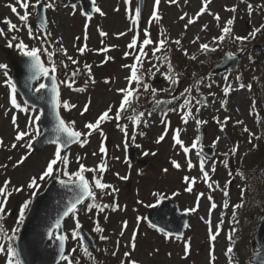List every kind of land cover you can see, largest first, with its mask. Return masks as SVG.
Returning a JSON list of instances; mask_svg holds the SVG:
<instances>
[{"label": "rangeland", "instance_id": "obj_1", "mask_svg": "<svg viewBox=\"0 0 264 264\" xmlns=\"http://www.w3.org/2000/svg\"><path fill=\"white\" fill-rule=\"evenodd\" d=\"M34 3V0H32ZM16 0H0V28L5 29L4 21L5 18L10 19L13 23L20 25V21L17 16L12 13L11 9L7 7L9 4H15ZM154 0H146L145 13L143 24L140 25L141 29V39L142 30L148 27V19L151 15L152 5ZM246 3H252L254 6L256 4L264 3V0H212L209 5V9L212 13H218L221 16L220 25H223L228 18L233 16L236 17L233 26V34L239 36H246L254 27L264 24V11H254L249 15L246 8ZM68 4L69 7L64 5ZM68 0H56L55 10L47 9V31L52 33L51 39L57 40L62 37L61 43L67 49L68 55L72 56L74 59L80 61L82 65L85 61L92 65V73L95 78L96 83L93 85L89 82L86 90L74 91V89L80 87H85L84 81L79 80L73 89H68L62 86V98L69 100L71 103L77 105V108L70 112H65L63 116L67 121H75V128L81 132L88 131L84 128L85 123L94 122L97 116L103 112L109 104H114L118 106L120 100V95L117 93V89L127 86L125 77L129 75V71L122 67L124 64H131L132 57L124 58V52L130 51L127 48L128 43H130L133 32H129L128 29L131 26L130 20L125 13L124 0H96V6L100 7L102 11L106 13L105 16H100L98 13L91 19L87 21V15L82 14V7L80 4L76 5L75 14L73 15V9ZM202 6L201 0H179L178 5H170L161 0V5L159 8L162 20L157 24L153 23L150 28L152 39L157 40L161 30L166 32L170 39L181 38L182 45L184 48L188 49L190 54H195L198 56L197 61L189 60L181 52H179V57L185 63L188 60L190 70L187 74H182L180 77V84L176 86L173 90V94L179 96V92L183 91L186 87H192L193 91L191 96L199 99L201 96L207 97L206 107H202L198 113V118L202 120H207L208 123L203 125L206 127V138L203 145H211L212 142L220 137V141L216 146L217 155L215 159L218 161L217 171L212 175V179L217 181L220 187H224L227 180L232 179V185L228 186L229 197L225 198L222 192L217 189L215 192L211 191L205 183H203L199 177L200 172L198 168V159L195 155L196 150L190 153L192 161L197 165L191 171L187 169L185 156L178 145H174L172 140V129L177 127L186 129V131L181 133V138L183 139L186 146L190 145L197 135H200V130L197 131L194 121H189L187 125L181 122L180 116L176 113L169 114V119L171 121V128L169 129L168 135L165 140L160 144H156L155 141L157 137L163 133L164 126L160 123V116L148 117L147 111L149 101H144L145 96L141 97L138 111H145V118L147 120L148 126L144 127L145 130H141L145 133L144 136H139L135 132L136 141L141 145L138 148L139 157L142 160L150 161V166L146 170H141L137 165H130L126 159V149L124 147L125 138L123 133L119 128L115 126V121L105 123L102 125L103 131L107 136L105 141V146L108 149L107 164L108 170L104 173V182L112 184L119 189V192L115 194L114 198L116 202L120 205V210L112 212L101 213L99 215H90L91 220L98 219L101 226L105 229L103 234L108 235L112 241V248H115L117 240H120L119 252L116 255L118 261L123 258V253L129 251L130 249L126 247L129 244L133 231H136V250L132 253L131 258L136 259L140 264H209V249L211 242L209 241L208 225L200 219V217L208 218L210 201L206 198L208 195H212L217 208L212 212L211 220L213 227L217 223L223 214L224 223L222 225V230L220 235L215 241V264H229L225 252L229 246V241L227 236L230 234V229L236 227L238 231L233 233L234 248L237 247L238 255L235 257L233 264H246L247 261H251L253 252L257 249L253 246L254 235L258 222L262 214H264V132L262 133L259 128L258 122L262 123L264 127V54L260 52L258 45L264 42V32L257 34L255 39H250V41L245 42L244 45L239 43H234L231 39H226L223 44L219 46L217 51L209 52L207 54H201L198 51V44L203 42H208L211 44L212 37L219 36L220 31L217 26V22L214 20L212 15L204 14L199 20L190 25L187 30L184 28L186 21L180 20L179 17L187 12L189 16L194 15ZM233 6L237 7V12L233 13L226 11L225 8H231ZM20 14H23V10L19 9ZM119 8V11L115 9ZM29 12H33L32 8H29ZM30 24H34V18L30 17ZM88 23V39L87 47L89 51H86L84 55H81L77 49L84 45V33L85 24ZM207 24L208 29L206 31H201L203 25ZM38 27V26H37ZM99 30H103L108 33V36L101 37L99 35ZM127 33L124 36H119V33ZM183 34V35H182ZM199 35L201 40L198 41L196 45L190 43V41ZM76 37H80L79 40ZM30 46H38L36 40H30L28 37L27 29H22L21 37ZM103 39L104 43H101ZM7 38L0 36V63L3 61H8V55L5 54L3 58L1 55L4 52L1 48L7 45ZM251 42V43H250ZM264 44V43H263ZM115 45V48H110L107 53L98 51L99 49ZM214 46V45H213ZM175 45L172 48L175 49ZM244 47L245 51L239 52L238 49ZM233 53L240 55L239 60V71L231 72L229 70L224 71L220 74L214 73V67L221 61L224 55ZM17 54L18 51H13ZM111 56L113 59L109 60L107 63L101 64L105 59V56ZM257 58L260 60L261 71L258 72L257 64L253 63L250 58ZM200 61H203L201 63ZM175 70L180 73L177 68V62L172 61ZM145 69L151 67L150 64L145 63ZM165 71L166 69H161ZM196 75L193 76L192 74ZM224 73V74H223ZM11 75V70H9ZM239 81L236 80L237 76H240ZM224 77H228V83L233 85V90L229 96L225 97L223 94V87L225 86ZM256 77V80H253ZM2 79V78H0ZM105 79H108L110 83L105 84ZM197 81H202L197 86ZM254 81H260L259 83L263 86L261 91H258L256 95H253V91H249L246 87H239L240 84L247 85L249 83L254 86ZM42 82V79L36 83V86ZM153 87L157 89L170 87L169 82L157 73L155 79L148 81ZM211 83L212 87L209 89L206 85ZM257 90V88H256ZM209 92L215 93V97L209 95ZM160 94H167V92H162ZM149 95L150 98V94ZM146 95V96H147ZM18 102H23L21 97L18 95ZM91 100L89 111L83 116L80 112L83 106ZM221 101H227L224 108L221 107ZM253 101L255 105L253 106ZM195 101H193L194 103ZM0 138H3L5 144L10 145L14 140V128L11 124V116L13 111H9L7 116L4 114L5 108H9L8 103V89L6 86L0 82ZM115 110V109H114ZM195 111V110H194ZM18 117V123L21 128L24 127L26 123V117L23 113L16 112ZM257 114V117H256ZM214 116H218L221 121H223L225 116H229L230 120L225 126L224 130L221 131L218 124L213 120ZM258 118V120H257ZM236 120L244 121L243 125H235ZM121 124H126L129 130V144H133L130 140V136L133 133L134 125L130 120L122 119ZM247 126L253 133L260 136V139H252L249 143V135L243 132V127ZM89 142L84 146L80 147L76 145L71 151L67 152L69 155V171H75L78 168L76 162V157L79 155L83 157L80 163L85 164L86 167H96L103 157V154L99 152V147L101 144L102 137L99 133H93L88 137ZM239 145L238 154L234 156L233 166L234 170L231 171L228 167L225 168L219 161L224 160L225 157L221 153L229 152L230 148L235 145ZM119 145V147H117ZM135 145V144H134ZM253 145L257 147L253 148ZM55 146L49 147L39 153H32L30 158L25 162L24 165L19 168L13 169L12 163H14L19 157L27 151L18 145L16 149H0V164H8L6 170L0 169V182L4 179H11L13 185H20L27 182L30 176L38 175L43 167L45 166L47 160L51 157L54 152ZM147 151L149 153L156 152L157 155L144 156L143 153ZM95 152L96 155L93 156L92 153ZM247 153V155H245ZM11 156L12 160L9 161L8 157ZM119 157V159H115ZM232 157H230L231 159ZM171 159H176L181 163V170H175L170 164ZM229 159V160H230ZM211 160H209L210 162ZM168 168V173H163L162 169ZM248 171L246 179L249 181L247 184L242 180L239 172ZM229 171L236 172L232 177H229ZM119 173L120 176L128 175V180H121L116 175ZM87 177L91 180L92 173H86ZM98 175V174H97ZM185 175L197 177V183L193 186V192L188 193L184 191L185 184L183 182V177ZM49 182V180L41 182L42 188ZM244 187L245 191V206L237 211V219L239 224L231 223L232 220V207L231 205L240 202V189ZM40 190V191H41ZM161 192L168 198L174 199V201L180 205L182 210L194 207L196 204L197 194L205 193V197L200 199V206L195 213L192 214L189 228L187 230L184 239L191 240V252L187 259H184V241L166 240L163 235L151 229L145 222L144 214L147 209L151 208L149 205L155 204V198L151 195L152 192ZM173 192H179L180 195L173 197ZM253 192L257 193L255 195ZM249 194V195H248ZM30 195L29 191H24L22 193H14L10 197L6 212L10 214L6 215L4 220L0 221L3 224L5 231H9L16 226V218L18 214L19 205L24 202ZM248 195V196H247ZM97 197L102 199L105 203L111 202L109 196H101L99 191H97ZM113 198V199H114ZM229 202V208H223V202L225 200ZM142 201V203H138ZM257 207L259 211L254 214L253 208ZM263 207V208H259ZM107 215L108 219L105 221L104 216ZM142 218L139 222V227L137 228V218ZM80 222L82 226L86 222L85 216L79 215ZM128 222V228L124 231V236H120V231L122 228V222ZM74 227V220L66 222V229L69 231ZM253 236V237H252ZM252 237V238H251ZM69 251L76 247L77 251L81 250L76 241L71 239L68 242ZM254 248V251H253ZM156 249L159 251L157 252ZM171 253V255H169ZM99 256V255H98ZM0 264H5V257L0 255ZM65 264V262H63Z\"/></svg>", "mask_w": 264, "mask_h": 264}, {"label": "snow or ice", "instance_id": "obj_2", "mask_svg": "<svg viewBox=\"0 0 264 264\" xmlns=\"http://www.w3.org/2000/svg\"><path fill=\"white\" fill-rule=\"evenodd\" d=\"M166 3L170 5H178L179 0H165ZM187 3V0H184ZM202 6L200 9L192 16H189L187 12L183 13L179 19L186 21L184 24L185 30L188 29L190 25L196 23L199 18L204 15H212L214 20L217 22V26L220 31L219 36L212 37L211 44L208 42H203L198 44V51L201 54H207L209 52H215L219 48L221 44L225 42L226 39H231L234 43H239L240 45H244L245 42L250 39H255L257 34L264 32V24H261L257 27H254L252 31L248 33L246 36H239L233 34V26L235 23L236 17L233 16L228 18L223 25H220L221 16L218 13H212L209 9V5L212 3V0H201ZM19 9L23 10V14L21 15L18 11ZM92 11L98 13L100 16H105L106 13L101 10L100 7L96 6V0H92ZM125 5V13L128 19L130 20V27L128 29L129 32H133L132 39L130 43H128L127 48L130 51L124 52V58L132 57L131 64L122 65L123 68L129 71V75L125 77L127 82V86L123 88L117 89V93L120 95V100L118 102V106L114 104H109L108 107L101 112L94 122H87L84 125V128L88 131L81 132L76 130L75 121H66L62 115V110L64 112H70L73 109L77 108V105L71 103L69 100L63 99L61 95V86H64L68 89H73V86L76 85V77L86 74L87 79L84 81L85 87L76 88V91H85L89 82L91 84H95V78L92 73V65L88 63L83 64L84 72H81L79 67L80 61L74 59L72 56L68 55L67 49L61 43L62 37L57 40H52V33L47 31V21L44 17V10L56 8V0H16L15 4H9V7L13 14H15L18 20L21 22L20 25L13 23L10 19L5 18L2 23L7 25V32L5 29L0 28V36H4L7 38L8 33H19L22 29H27L28 37L30 40H36L38 42V46H30L26 43L22 38L18 35H11L7 40V47L15 48L20 55L25 58L22 62L26 71L27 76L25 78L24 87L28 89V91L35 97V101L42 102L47 106V112L45 108L39 106L37 103H29L28 100H24L22 103L18 102V81L15 80L9 74V65L7 63H0V82L3 83L4 86L8 89V103L10 105L9 108H5L4 114L7 116L9 111H13L11 116V124L14 128V140L10 145L5 144L3 138H0V149H16L18 145L22 148H25L27 151L25 154L21 155L19 159H17L14 163H12V168L16 169L20 166L24 165L25 162L30 158L34 151L35 142L42 136H45V132L41 129V121L42 118L47 116L50 118L51 127L47 130L50 134L44 139V143L49 145H54V152L51 157L47 160L45 166L42 171L38 175H32L29 177L26 183L20 185H13L11 179H4L0 182V221L4 220L5 216L10 214L6 212L7 205L10 197L13 196L14 193H22L24 191H29V197L24 200L22 204L19 205L18 214L16 218V226L13 227L10 232L5 231L3 224H0V255L5 257V264H27V262L23 259V250L19 246L18 241L20 240L19 233L21 231V227L25 224L26 217L31 210V206L34 202L35 197L40 192L42 188L41 182L46 180H54L57 181L62 189L65 190L66 202L63 199L58 201V203L62 204V210L59 211L57 217L54 219L53 223L47 228L46 232L43 234H38V238L35 243L37 245V249H41V247H46L44 245V239L46 237L48 244H51L52 241L57 242L58 247V258L56 259L55 264H61V262H65V264H81L80 258L74 256V253L77 252V248L73 247L70 251L66 250V244L71 239L72 241H76L78 246L80 247L83 256L92 262V264H96V258L93 256V252L89 251L88 247L84 245V234L82 233V224L79 219V212L81 210L80 206H83V209L87 213H93L95 210V215H99L104 213L107 209H110L112 212L120 210V205L116 202L115 198L112 203H100L97 197V191L101 194V196H115L116 193L119 192V189L113 186L112 184L104 182V173L108 170L107 157H108V149L105 146V141L107 140V136L105 135L102 125L108 122L115 121V126L120 129L125 138L124 147L127 149L129 147V130L126 124H121L122 119L130 120L133 125V133L130 136V140L135 147L141 148V145L135 143L136 134L135 128H138L143 124L144 127L148 126V122L146 119H143L146 115L145 111H138V106L142 96L150 94L151 101L150 103L153 106V110L160 108L162 104H170L173 101H178V97L173 94V90L178 86L181 82L180 77L181 73L175 70V67L172 64V45H175V51L181 52L185 57L189 60L197 61L198 56L195 54H190L188 49L184 48L182 45V39H170L168 34L163 30L160 31L159 37L157 40H153L150 32V28L153 23H159L162 20V16L160 14L159 8L161 5V0H154L152 5L151 15L148 19V27L142 30L141 39V29L140 23L142 21V4L140 0H124ZM65 7H69L68 4L64 5ZM71 8L73 9V15L75 14L76 5L71 4ZM29 8L33 9V12H29ZM246 8L248 10L249 15H251L254 11L260 10L264 11V3L256 4L255 6L252 3H246ZM37 9H40L37 12ZM119 11V8L115 9ZM226 11H230L233 13L237 12V7L233 6L231 8H225ZM33 17L34 19H39V25L30 24L29 19ZM87 21H91L92 16L87 15ZM85 33H84V45L79 47L77 51L84 55L86 51H89L87 47V29L88 23L85 24ZM208 29V25L205 24L201 28V31H206ZM127 33H119V36H124ZM99 35L103 38L108 36V33L99 30ZM183 35V34H182ZM77 40L80 37H76ZM201 40L199 35L195 36L190 43L196 45L198 41ZM103 44V39L101 40ZM59 44V48H56L55 51L50 50L53 45ZM214 45V46H213ZM115 45L106 46L98 51L107 53L110 48H115ZM239 52L245 51L244 47H240L238 49ZM62 53L67 61L70 62L71 65H76L77 67L73 68V70L68 73L67 69L69 68V64L65 63L63 60L58 62L54 59L56 53ZM229 59H235L236 56L233 53H228ZM46 57V61L44 59ZM111 56H105V59L101 62V64L107 63L109 60H112ZM203 63V61H200ZM148 63L151 67L145 69L144 65ZM58 67H62L66 71V78L63 80H59L57 77ZM166 69L162 71L161 69ZM157 73L161 77H163L166 81L169 82L170 87L157 89L152 86L151 81L155 79ZM193 76L196 74L193 73ZM46 80L48 83L40 82L38 86L33 88V82L38 80ZM241 79L240 76L236 77V80L239 81ZM256 77H253V80H256ZM225 86L222 91L225 97L229 96L233 90V85L228 83V77H224ZM105 84L110 83L108 79H105ZM197 86L202 83V81H197ZM209 89H211L212 84L209 83L206 85ZM239 87L247 88L249 91L252 89V84L249 83L247 85L240 84ZM193 91L192 87H186L183 91L179 92V99L182 102L178 103V107H169L167 109L160 110V123L164 126V131L160 134L155 143L160 144L165 140V137L168 135L169 129L171 128V121L168 118L169 113H176L180 116L181 122L184 125H187L189 121H194L197 131L208 123L207 120H202L198 118V113L202 107L207 106V97L201 96L199 99L191 96V92ZM162 92L169 93V100H161L158 99V96ZM209 95L215 97V93L209 92ZM193 101H195L193 103ZM227 101H221V107L224 108ZM91 104V100H89L84 106L80 115L83 116L85 113L89 111V107ZM255 105V101H253V106ZM0 107H4L0 105ZM115 109V110H114ZM195 110V111H194ZM16 112L23 113L26 117V123L23 128L20 127L18 123V117ZM153 115V111H147V116L151 117ZM213 120L216 124L219 125L220 130L223 131L225 126L228 124L230 120L229 116H225L223 121L220 120L218 116H214ZM244 121L236 120L235 125H243ZM186 131V129L175 128L172 129L173 135L172 140L174 145H178L182 150L185 160L186 166L189 171L193 168H196L197 165L193 163L190 153L193 150H196L195 155L198 159V168L200 172L199 179L207 185V187L215 192L219 189L222 192L223 197H229L228 186L233 183L232 179L226 181L224 187H220L217 181L212 179V175L217 171L218 161L215 157L211 158L209 162V158L206 155H202L203 147H202V138L200 135H197L192 143L188 146L185 145L183 139L181 138V133ZM243 132L248 133L249 135V143L252 142V139H260V136L256 133H253L247 126L243 127ZM93 133H99L102 137L101 144L99 147V152L103 154L101 162L96 167H86L85 164L80 163L83 159L81 156L76 157V162L79 165L75 171H69V155L66 153V149H68L72 144H79L80 147H84L88 142V137H90ZM139 136H144V132H139ZM220 141V137H217L211 144V148L215 149L217 144ZM119 147V145H117ZM257 147L253 145V148ZM239 145H235L230 148L229 152L221 153L222 156L225 157L224 160L219 161L225 168L229 165L230 157H234L238 154ZM64 153V154H62ZM151 154L152 156L157 155L156 152H147L143 153L144 156H148ZM93 156L96 155L95 152L92 153ZM247 155V153H245ZM115 159H119V157H115ZM8 160L11 161L12 157L9 156ZM127 162V161H126ZM170 164L173 169L181 170L182 165L176 159H171ZM8 168V164H0V169L6 170ZM163 173H168V168L162 169ZM86 173H92L91 180L87 177ZM98 174V175H97ZM116 175L121 180H128L129 176L124 175L120 176L119 173ZM233 173L229 171V177H232ZM183 182L186 185L184 188L185 192L192 193L193 186L197 183V177L185 175L183 177ZM245 191L244 187L240 189V202L231 205L232 207V220L231 223L239 224V220L236 218L237 211L245 206ZM151 195L155 198V204L149 205L150 207L159 206L164 200L168 199V197L161 192H152ZM173 197L180 195L179 192H173ZM205 197V193L197 194L196 204L194 207L187 208L184 210V214H190L197 212L200 206V199ZM210 201V208L208 213V218L200 217L202 221H204L208 225V234L209 241L211 242V246L209 249V264H215L216 256H215V241H217L218 236L221 233L222 225L224 223L223 214L219 220V223L213 227L211 216L212 212L217 208V204L212 195H208L206 197ZM85 201H89L85 204ZM138 203H142V201H138ZM223 208H229V202L226 199L223 202ZM66 218H72L74 220V227H72L69 231L63 230V222ZM108 216H104V220L106 221ZM142 218H137V228L139 227V222ZM94 227L93 231L99 234V239L101 241H107L109 237L103 235L105 229L101 226V223L98 219L93 221ZM148 226L151 229H154L166 240H172L173 238L177 241H184V259H187L191 252V240L184 239L183 233H173L170 230H166L164 227L157 225L154 222L149 221ZM185 228L189 227V224L186 222L184 224ZM128 228V222H122V228L120 231V236H124V231ZM238 229L236 227H232L230 229V234L227 236L229 246L226 249L225 256L227 257L229 264H233L235 257L232 255L234 252V241H233V233H236ZM136 231H133L131 240L126 247L130 250L125 251L123 253V258L121 259L120 264H140V262L136 259H132V253L136 250ZM120 240L116 241L115 250L112 252V256H116L119 252L120 248ZM107 252V249H104ZM158 252L159 250L156 249ZM171 255V253H169ZM255 258L257 264H264V254H261V249L258 247L255 253Z\"/></svg>", "mask_w": 264, "mask_h": 264}, {"label": "water", "instance_id": "obj_3", "mask_svg": "<svg viewBox=\"0 0 264 264\" xmlns=\"http://www.w3.org/2000/svg\"><path fill=\"white\" fill-rule=\"evenodd\" d=\"M70 4H80L83 8L82 13L84 15H91L94 17L95 12L92 11V0H68ZM142 4V21L144 20V11H145V2L146 0H140ZM40 9H37L39 12ZM44 17L46 19V10H44ZM35 25H39V19H35ZM10 52H9V51ZM4 48V51L8 53L9 62L12 68L11 76L18 81V93L21 96L22 100H28L29 103H37L39 106L45 108L47 112V106L42 102L35 101V97L24 87L25 78L27 76V71L23 65V58L20 54L13 55L11 53V48ZM228 54V53H227ZM225 55L221 62L217 64L214 68L215 73H221L226 70L231 72H238L239 70V60L240 56H236L235 59H229L228 55ZM36 82H33V88L36 85ZM45 83L48 81L45 80ZM61 90V89H60ZM65 119V118H64ZM41 129L45 132V136L40 137L34 145L33 153H39L42 150L54 146L44 143V139L50 134L47 130L51 127L50 118L45 116L41 121ZM206 127L203 126L201 129L202 140L205 141L206 138ZM77 144H72L65 151L67 152L70 148ZM128 161L130 164H138L140 167L145 170L149 167L150 161L140 160L138 157V149L134 145H129L127 149ZM203 154L208 158H213L216 155V150L211 148V145L203 147ZM233 160L229 162V168H232ZM61 199L66 202L65 190L60 187L57 181L50 180L44 190L39 193L31 206V210L28 213L25 224L21 227L19 233L20 240L18 241L19 246L23 250V259L27 264H55L56 259L58 258V247L57 242L52 241L51 244H48L47 239H44V245L46 247H41L37 249L35 243L38 238V234H43L46 232L47 228L53 223L54 219L57 217L59 211L62 210V204L58 203ZM67 219V218H66ZM65 219V221H66ZM191 219L190 214H184V211H181V208L175 201L171 198L164 200L159 206L151 208L145 213V220L148 223L149 221L156 223L157 225L164 227L166 230H170L173 233H183L184 237L186 235L187 229L184 227V224L187 222L189 224ZM65 221L63 222V230H65ZM84 234V243L91 249L97 250L98 246L96 244L95 238L85 229H81ZM66 244V250H67ZM255 245L257 248L261 249V254H264V215L260 219L259 225L255 234ZM256 253V252H255ZM251 264H257L255 254L253 256V261Z\"/></svg>", "mask_w": 264, "mask_h": 264}, {"label": "trees", "instance_id": "obj_4", "mask_svg": "<svg viewBox=\"0 0 264 264\" xmlns=\"http://www.w3.org/2000/svg\"><path fill=\"white\" fill-rule=\"evenodd\" d=\"M4 27H5V31L7 32V25L6 24H4ZM11 35H18L19 37H21V32H19V33H15V32H13V33H8L7 34V36H8V38H10L11 37ZM157 39H158V37H156ZM250 41V40H249ZM251 43V42H250ZM264 43V42H263ZM261 44V45H258L259 47H261L260 48V52L261 53H263L264 54V44ZM59 44H55V45H53V47L50 49V50H52V51H55V49L56 48H59ZM172 47H173V45H172ZM13 50H15V51H17L14 47H13ZM19 53V52H18ZM3 58L5 57V54H3L2 53V55H1ZM171 56H172V61L175 63V61L177 62V68H178V70L180 71V73H182V74H187V72H188V70H190V68L192 67V66H190V64H189V62H188V60L186 59V61H185V63L182 61V58L181 57H179V52L178 51H175V49L173 48V52H172V54H171ZM44 59H45V61H46V57H44ZM54 59L58 62V64H59V61H61V60H63L65 63H68L69 64V68L67 69V72L68 73H70L72 70H73V68H75V67H77L76 65H71L70 64V62L69 61H67V58L62 54V53H59V52H57L56 53V55H55V57H54ZM250 59H252L253 60V63L254 64H257V71L258 72H260L261 71V62H260V60L259 59H257V58H250ZM3 63H7L8 65H9V62L6 60V61H3ZM84 63H87L86 61L84 62ZM83 63V64H84ZM83 64L82 65H79V67H80V69H81V72L83 73L84 72V69H83ZM9 70H11V68H10V66H9ZM263 70V69H262ZM57 76H58V78H59V80H63V79H65L66 78V71L62 68V67H58V71H57ZM85 76H87L86 74H83V75H80V76H78V77H76V83L79 81V80H83L84 78H85ZM255 82V84H254V86H252V91H253V95H256L257 94V92L258 91H261L262 89H263V86H261V84L257 81H254ZM74 87V86H73ZM256 88H257V90H256ZM74 91H76L75 89H74ZM178 97V101H173L172 103H170V104H162L161 106H160V108H158V109H155V110H153V106H152V104L150 103V101H151V96H150V98H149V95H147L146 97H145V100L144 101H149V104H148V109H146V110H148V111H153V115L151 116V117H155V116H160V110L161 109H167V108H169V107H178V103L179 102H182V100H180L179 99V96H177ZM158 99H161V100H169L170 99V96L169 95H167V94H160L159 96H158ZM145 110V111H146ZM62 112H63V114L65 115L66 113L62 110ZM172 112H170L169 114H171ZM66 116V115H65ZM68 119H70L68 116H66ZM144 119V118H143ZM146 120H148L149 118H145ZM258 124H259V128H260V131L263 133L264 132V127H262V123L259 121L258 122ZM137 130H139V131H141V130H145L144 129V126H143V124H141V126H139L138 128H137ZM243 172V174H242V179L244 180V182L247 184L249 181L246 179V175H248V171H246V170H243L242 171ZM255 195H258L257 193H255V192H253ZM249 195V194H248ZM247 195V196H248ZM99 200V202L100 203H105L103 200H101V199H98ZM109 200L111 201V202H109V204L110 203H112L113 202V196H109ZM89 201H86L85 202V204H87ZM81 208V210H80V212H79V215L80 214H82L83 216H85V219H86V222L84 223V227H86L93 235H94V237L96 238V240H97V242H98V246H99V249H98V252L97 253H95V252H93L92 250H90L89 249V251H92L93 252V256L96 258V264H120V262L121 261H118V259L116 258V256L114 257V256H112V252L115 250V248L113 249L112 248V241H111V239H110V237L108 236V235H105V234H103V235H105V236H107V237H109V239L107 240V241H101L100 239H99V234H97V233H95L94 231H93V227H94V223H93V218H92V220H91V217H90V215L91 214H93V213H95V210H94V212L93 213H89L90 215L89 216H87V212H85L84 211V209H83V206H81L80 207ZM259 208H263V207H259ZM264 209V208H263ZM253 210H254V214L255 213H257V211H259L258 209H257V207H254L253 208ZM108 211H110V209H107L105 212H108ZM253 237V236H252ZM251 237V238H252ZM104 249H107V252H105L104 251ZM235 252L237 253V255H238V250H237V247H235ZM253 251H254V248H253ZM99 255V256H98ZM74 256H76V257H78V258H80V260H81V264H92V262L91 261H89V260H87L84 256H83V253H82V251L81 250H78L76 253H74ZM249 262L250 261H247V263L246 264H249Z\"/></svg>", "mask_w": 264, "mask_h": 264}]
</instances>
